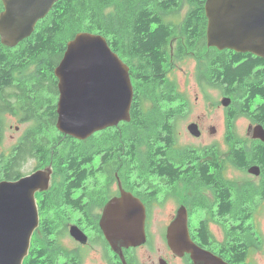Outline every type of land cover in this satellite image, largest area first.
Instances as JSON below:
<instances>
[{"label":"trees","instance_id":"obj_1","mask_svg":"<svg viewBox=\"0 0 264 264\" xmlns=\"http://www.w3.org/2000/svg\"><path fill=\"white\" fill-rule=\"evenodd\" d=\"M162 1L164 7L150 6L158 0H59L18 46L8 48L0 41V182L24 177L20 171L30 160L36 163L35 171L49 164L54 176L61 178L106 176L126 182L134 179L130 172L136 171L144 173L140 177L149 187L156 185L162 171L170 178V167L151 164L175 160L171 151L177 142L175 123L187 112V106L178 101L182 97L168 74L188 58L198 64L195 74L200 88L215 89L231 99L226 109L228 165L240 169L257 165L264 177V143L254 141L247 146L234 131L238 118L264 128V59L207 48L205 12L201 9L206 0H185L199 4V11L178 26L163 20L155 28L151 25L157 22L153 18L162 13L166 19L174 8L165 5L177 0ZM84 32L103 36L129 67L133 102L128 123L77 141L56 130L58 90L54 69L67 42ZM178 32L188 36L174 42L168 39ZM192 34L201 38L190 39ZM7 114L18 117L27 127L5 153L1 149ZM87 163L106 165L84 166L79 172ZM37 197H42L40 224L23 264H47V192Z\"/></svg>","mask_w":264,"mask_h":264},{"label":"flooded vegetation","instance_id":"obj_2","mask_svg":"<svg viewBox=\"0 0 264 264\" xmlns=\"http://www.w3.org/2000/svg\"><path fill=\"white\" fill-rule=\"evenodd\" d=\"M198 5L185 0L168 2L165 7L174 9L167 20L160 13L152 20L157 22L151 25L156 28L165 20L172 27L178 26L194 11H199ZM150 6L164 7L162 0ZM204 7L205 3L203 11ZM3 10L0 0V14ZM186 36L178 32L168 39L173 42ZM189 37L201 38L197 34ZM198 130L200 135L193 137H202L199 127ZM247 137L250 139L241 141L247 146L259 141L252 139L248 129ZM221 144L193 148L181 147L176 142L171 149L175 160L151 164L171 168V177L163 171L161 175L158 173L160 176L153 187L147 186L145 178L140 177L143 172L132 171L130 176L134 179L122 182L106 176L80 180L56 178L51 168L47 189V264H264L262 168L251 165L260 170L254 176L248 173L250 166L246 169L229 166L226 133ZM92 165L106 164L87 163L79 172L84 166ZM232 168L249 177L229 176ZM90 182L99 185H90ZM121 190L132 194L145 209V237L136 246L116 242L114 238L108 240L101 226L105 207L121 197ZM177 218L181 219L184 230L186 226L190 246L172 249L167 241V229ZM72 228L79 230L81 238L71 234Z\"/></svg>","mask_w":264,"mask_h":264},{"label":"water","instance_id":"obj_3","mask_svg":"<svg viewBox=\"0 0 264 264\" xmlns=\"http://www.w3.org/2000/svg\"><path fill=\"white\" fill-rule=\"evenodd\" d=\"M59 0H1L0 41L15 48L28 39ZM206 46L218 51L252 54L264 59V0H206L204 7ZM57 79L56 130L77 141H86L98 132L130 121L133 85L129 67L111 50L107 40L93 33H78L67 42L66 50L54 69ZM228 108L231 99L223 97ZM253 140L264 143V128L250 126ZM198 137L196 124L188 126ZM211 131L214 132L212 128ZM258 176L257 166L248 168ZM51 167L36 170L17 181L0 182V264H23L31 239L39 227L36 194L47 191ZM145 209L132 194L121 190V197L105 207L101 226L108 240L136 246L144 241ZM71 234L81 238L77 228ZM172 249L189 245L186 226L176 219L167 229Z\"/></svg>","mask_w":264,"mask_h":264},{"label":"rangeland","instance_id":"obj_4","mask_svg":"<svg viewBox=\"0 0 264 264\" xmlns=\"http://www.w3.org/2000/svg\"><path fill=\"white\" fill-rule=\"evenodd\" d=\"M197 65L198 64L194 59L188 58L177 63L175 68L168 74L169 80L173 84L177 85L175 91L180 95V97H182L179 98L178 101L183 102L185 108L187 106V112L175 123L177 144L181 147L188 146L193 148H201L210 145L218 146L223 142L225 133L227 134L226 108H224L221 104L223 96L215 89L204 88L203 90L199 87L195 74ZM169 85L171 84L169 83ZM57 100L58 94L56 96V102ZM4 119L5 132L1 151L8 153L10 149L16 144L18 138L25 130L27 125L19 122L18 117H15L11 114H7ZM191 123L198 124V127L202 132L201 138H195L188 133L187 127ZM250 124L251 122L249 120L245 118H238V120L235 122V134L238 135L242 140H245L248 138L247 129ZM253 126H255V124H253ZM211 128L215 129V133L210 132ZM228 151L229 148L227 146V152ZM96 161H98V158H96ZM35 168V161L30 160L24 165L20 173L23 176H27L32 174L35 171ZM229 176H234V178L249 177V175L245 173H238L233 168L229 171ZM41 199L42 197H37L38 209Z\"/></svg>","mask_w":264,"mask_h":264},{"label":"bare ground","instance_id":"obj_5","mask_svg":"<svg viewBox=\"0 0 264 264\" xmlns=\"http://www.w3.org/2000/svg\"><path fill=\"white\" fill-rule=\"evenodd\" d=\"M180 25V24H179ZM121 196V195H120Z\"/></svg>","mask_w":264,"mask_h":264}]
</instances>
